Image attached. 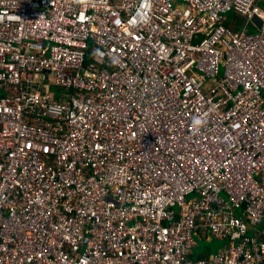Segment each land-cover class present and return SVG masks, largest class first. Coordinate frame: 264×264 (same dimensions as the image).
<instances>
[{"label": "built area", "instance_id": "2783aa9c", "mask_svg": "<svg viewBox=\"0 0 264 264\" xmlns=\"http://www.w3.org/2000/svg\"><path fill=\"white\" fill-rule=\"evenodd\" d=\"M0 264H264V0H0Z\"/></svg>", "mask_w": 264, "mask_h": 264}, {"label": "rangeland", "instance_id": "374dc122", "mask_svg": "<svg viewBox=\"0 0 264 264\" xmlns=\"http://www.w3.org/2000/svg\"><path fill=\"white\" fill-rule=\"evenodd\" d=\"M233 14H235V13L234 12L228 13V15H227L228 20H231V16ZM59 93H67V91L66 90H60ZM197 240H198V246L196 247V249L197 248L205 249V248L209 247L211 249V252H218L221 249H223L225 247V245L227 244V242L223 239L209 240L206 238H203V239L197 238Z\"/></svg>", "mask_w": 264, "mask_h": 264}, {"label": "trees", "instance_id": "16d2710c", "mask_svg": "<svg viewBox=\"0 0 264 264\" xmlns=\"http://www.w3.org/2000/svg\"><path fill=\"white\" fill-rule=\"evenodd\" d=\"M226 24L229 28H231L234 31H237L242 24V19L240 17H237L235 14L231 16V20H227ZM211 253V249L209 247L205 249H195V252L193 254L194 258H205Z\"/></svg>", "mask_w": 264, "mask_h": 264}, {"label": "water", "instance_id": "95a60500", "mask_svg": "<svg viewBox=\"0 0 264 264\" xmlns=\"http://www.w3.org/2000/svg\"><path fill=\"white\" fill-rule=\"evenodd\" d=\"M252 20L258 25V27L261 26L262 19L257 14L253 15Z\"/></svg>", "mask_w": 264, "mask_h": 264}, {"label": "crops", "instance_id": "0c3cea01", "mask_svg": "<svg viewBox=\"0 0 264 264\" xmlns=\"http://www.w3.org/2000/svg\"><path fill=\"white\" fill-rule=\"evenodd\" d=\"M196 249V248H195ZM195 249H194V251H193V253H192V257H193V254H194V252H195ZM200 249V248H199ZM215 253H217V252H211L207 257H205V258H208V257H210L212 254H215Z\"/></svg>", "mask_w": 264, "mask_h": 264}]
</instances>
